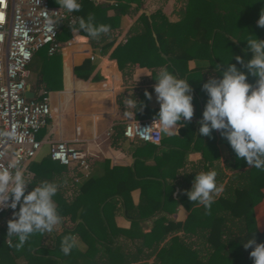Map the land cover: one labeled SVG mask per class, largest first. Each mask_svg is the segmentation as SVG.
I'll return each instance as SVG.
<instances>
[{"label":"trees","instance_id":"obj_1","mask_svg":"<svg viewBox=\"0 0 264 264\" xmlns=\"http://www.w3.org/2000/svg\"><path fill=\"white\" fill-rule=\"evenodd\" d=\"M50 1V0H49ZM113 3L93 4L91 0H80L82 7L79 12L71 13L77 22L79 18L91 14L95 16L97 24L110 25L111 29L118 28L127 21V16L136 14L143 9L146 0H108ZM183 2V8L178 21H171L161 8L150 14L141 12L129 30L128 44L134 46L131 54L113 52L111 59L117 61L118 67L126 75V68L133 65L152 69V76L157 77L160 71L167 69L179 78L188 79L193 90V104L197 111L195 115L202 118L207 102V95L202 85L207 82V76L213 72L214 77L221 78L224 64H236L243 72L247 70L235 60V56L247 59L251 54L248 51L249 37L255 36L264 40V28L257 25L260 14H264V0H176ZM113 9L112 16L107 10ZM71 24L62 22L58 26L57 40L70 37ZM86 36L85 33H81ZM101 37V35H100ZM99 37V38H100ZM239 39V40H233ZM91 42L95 39L90 38ZM112 43L102 44L99 52L106 54ZM96 47V46H95ZM47 49V48H46ZM36 53V52H35ZM34 53V54H35ZM195 60L196 67L188 68V61ZM94 65L85 61L75 69L77 75L88 78ZM80 71H85L84 76ZM248 82L255 86L256 78L248 76ZM149 91V90H146ZM145 91V92H146ZM144 99V98H143ZM135 115L137 119L156 116L153 109L145 106ZM120 104V97L117 98ZM136 109H134L135 113ZM159 111V110H157ZM200 127V124L197 123ZM192 138L202 143V159L205 170L208 164L214 163L211 152H217V135L219 140L226 141L220 132L215 130L210 136H199L198 130L191 122ZM123 124L113 126L111 143L123 136ZM138 140V139H134ZM141 141V140H139ZM163 139L159 142L162 145ZM227 142V141H226ZM228 143V142H227ZM153 153L159 145L146 142ZM166 145V144H165ZM231 170L234 172L226 183L222 196L214 199L211 214L206 215L203 205L189 201L186 191L191 189L196 174L183 175L176 198L173 197L174 184L167 181L168 174H140L136 160L133 167H106L101 175L89 176L79 186L76 193L67 198L58 187L53 198L61 223L51 232V244H45L46 237L41 234L33 235L19 251L9 247L7 235V222L12 219L13 210L0 213V264H19L21 258L25 264H145L139 263L156 252L154 264H253L250 257L252 248L245 249L243 243L255 238L257 243H264V231H259L255 218V207L263 198L264 171L246 164L242 169L236 154L230 147ZM168 153L172 154L171 169L175 172L184 165V155L190 149L170 146ZM193 150V148L191 149ZM159 157V156H158ZM181 157L178 163L175 159ZM157 158V157H156ZM173 165V166H172ZM34 177L27 187L29 189L41 182H53L52 172L65 168L50 156L39 162H32L29 166ZM172 179L175 174H171ZM218 183L223 180L216 178ZM151 186V191L147 187ZM140 187L141 200L138 208L128 203L129 194L133 188ZM121 200L124 215L131 221L132 231L137 222L153 218L148 232H142L137 237L129 231L117 228L113 222L117 203ZM147 203V208L144 206ZM179 202L187 208L189 215L184 222L169 221L164 224L165 216L162 213L172 214ZM155 203V204H154ZM18 211V208L16 209ZM112 219H111V218ZM70 220L71 225L66 221ZM183 231L184 237L171 239L167 247L158 249L159 242L171 231ZM129 232V233H128ZM130 235L137 238L136 250L125 253L118 237ZM70 235L75 239L79 237L86 243L81 250L78 244L68 256L60 250V243L64 236ZM132 235V236H131ZM198 237L197 240L188 241L186 237ZM18 241L13 238L15 245ZM146 248L148 253H143Z\"/></svg>","mask_w":264,"mask_h":264},{"label":"crops","instance_id":"obj_2","mask_svg":"<svg viewBox=\"0 0 264 264\" xmlns=\"http://www.w3.org/2000/svg\"><path fill=\"white\" fill-rule=\"evenodd\" d=\"M149 1H145L143 9L139 12L136 14L131 13L130 16H127V21L123 22L121 26L111 29L106 34H101L100 38L97 37L94 45L90 38L81 33L79 34L80 37L85 38H73L74 34L71 31L70 37L58 40L59 48L53 54H49L48 48L43 47L33 55L28 65V89L33 93V97L37 95L40 89L48 91L51 116L47 119V125L37 133V139L41 141V148L36 157L26 166L25 176L29 182L34 177V173L29 168L30 164L34 161L39 162L47 158L49 156L50 142L56 140L73 141L77 147L89 153V176L101 175L106 167H133L136 160L141 161L138 165V172L141 175L151 174V172L152 174L166 173L168 174V183L174 184V198H176L179 191L180 184L178 182L181 183V176L183 175L196 174L201 171H216V178L220 177L223 179L221 183H218L216 180L217 187L222 188V191L214 197V199H217L223 195L229 177L234 172L239 171L236 168L234 171L231 170L232 156L229 152L227 140L221 142L218 135L216 141L217 152L212 151L210 154L214 158V163L212 165L208 164V169L205 170L201 154L202 143L194 141L192 129L188 125L191 122L195 125V131L199 130L197 123L201 118L195 115L197 111L195 104H193L194 115L191 121H182L184 126L180 127L178 132L176 129H171L172 135H164L161 132V139L165 142H162V145L152 143L157 146L159 145L156 153L151 151V148L146 145L145 141L120 137L116 140V144L113 145L111 143L114 125L124 124V122L130 119L154 121L156 119V116L143 119L135 118L134 109L125 107L126 98L135 97L138 103L144 98L145 106L152 108L155 114L158 113L157 110L160 108L155 97L154 84L156 81L155 77L152 76V69L133 65L126 68L127 74L123 75L117 61L110 58V54L113 52L131 54V51L134 50V46L131 43L128 44L129 42L127 41L130 35L129 30L141 12L150 14L157 9V7L152 10L148 9ZM91 2L93 4L113 3V1L108 0H91ZM49 4L52 8L59 10L56 0H50ZM162 11L169 20H179L181 11L178 9L174 10L171 8L169 13H166L164 9ZM113 14V9L107 10L108 16H112ZM171 15L176 17L171 18ZM106 43L112 44L108 52L103 55L99 52V49L102 44ZM87 60L94 65V69L88 78L85 79L77 75L75 69L83 65ZM196 64L195 60H189L188 68L190 70L194 69ZM80 72L83 76L86 73L85 71ZM141 72H146L150 76L142 73L137 79ZM213 77L214 73L211 72L207 76V79ZM146 90H149L147 92L152 94L151 100L145 96ZM118 97H120V104L117 102ZM129 113L133 115L130 116ZM215 132L218 134L219 131ZM44 145L48 147L46 152H42ZM170 146L175 148L180 147V149H190L184 155V165L179 167L175 172L171 169L173 157L171 153H168ZM192 148L193 150H191ZM180 159L182 158H176L174 163H178ZM239 164L242 169L246 168L243 159L239 161ZM171 174H175L173 179ZM77 178L79 179L78 181H76ZM87 178L83 177L78 170L66 166L61 171L54 170L52 172V181L58 185L67 198H71L76 193L78 186ZM33 188L28 191H31ZM147 188L151 191V186ZM262 191L263 198L255 207V218L259 231H264V188ZM141 198L140 187L133 188L129 194L128 203L133 208H138L143 202ZM146 205L147 203L144 202V206ZM109 212L114 214L113 222L117 228L124 229L125 231H129L132 228L131 221L124 215V207L121 200L117 203L116 210ZM162 215L165 216L164 224H167L169 221H173L174 223L184 222L189 215V211L182 202H179L172 214L164 212ZM153 220L154 217L139 221L137 222V226L129 232H132L131 234L136 237L142 232H148ZM66 224L71 225L72 222L67 220ZM129 236L121 234L118 237L126 254L134 252L138 244L137 238L132 239ZM177 236L184 237L183 231H171L160 240L158 249L167 247L171 239L177 240ZM52 239V233H47L44 243L51 244ZM197 239L198 237L194 235L186 237L188 241ZM75 240L81 250L86 248V243L79 237ZM143 251L145 254L149 250L144 248ZM155 256L156 252L139 263L154 264ZM17 261L19 264H25L21 258ZM157 264L160 263L158 262ZM173 264H177V262H173Z\"/></svg>","mask_w":264,"mask_h":264},{"label":"clouds","instance_id":"obj_3","mask_svg":"<svg viewBox=\"0 0 264 264\" xmlns=\"http://www.w3.org/2000/svg\"><path fill=\"white\" fill-rule=\"evenodd\" d=\"M59 10L47 13V25L50 32H55L63 16L55 15L61 9L71 14L81 10L79 0H56ZM73 38L81 39L80 33H85L87 38L96 39L101 34L110 31L111 26L97 24L94 15H89L87 20L78 19L71 22ZM260 28H264V14H260L257 21ZM239 40V39H233ZM250 56L242 59L235 56L237 63L245 68L243 72L236 64H224L221 78H210L202 85V90L208 99L205 104L198 135L210 136L212 131H219L227 140L239 160L243 158L247 165L264 171V40L249 37L246 40ZM146 72H141L139 76ZM256 78L253 86L248 82V76ZM150 76V75H149ZM154 92L157 103L160 105L154 124L160 126L164 135H172L171 129H178L182 121H191L194 115L193 90L188 79L179 78L177 75L164 69L155 78ZM151 100L152 94L145 92ZM125 107L136 109V113L144 107L135 97L125 100ZM129 115H133L129 113ZM179 126V127H177ZM216 171H201L196 173L191 189L186 195L192 203L203 205L205 214H211L215 195L221 191L216 184ZM30 182L26 179L24 169L18 159L11 160L6 167L0 168V209L8 207L13 210V218L7 222V235L9 247L17 251L22 249L29 239L35 234L44 235L51 233L55 226L61 223L54 202L58 192V185L54 182H41L26 193ZM18 208V211L16 210ZM15 238L18 242L13 245ZM77 246L74 237L66 235L60 243V250L64 256L71 254ZM245 249L252 248L250 257L253 264H264V243H257L255 238L243 243Z\"/></svg>","mask_w":264,"mask_h":264},{"label":"built area","instance_id":"obj_4","mask_svg":"<svg viewBox=\"0 0 264 264\" xmlns=\"http://www.w3.org/2000/svg\"><path fill=\"white\" fill-rule=\"evenodd\" d=\"M58 11L49 0H0V168L18 159L26 166L38 154L41 141L37 133L51 116L48 91L40 89L35 97L27 98L28 65L36 51L43 47L53 54L59 48L58 28L50 32L48 13ZM62 22L75 18L61 10ZM154 120L130 119L124 122L123 136L158 144L161 131ZM49 156L61 165L78 170L87 178L90 173L89 153L73 141L50 142ZM79 179L77 178L76 181ZM10 210L5 207L0 213Z\"/></svg>","mask_w":264,"mask_h":264},{"label":"rangeland","instance_id":"obj_5","mask_svg":"<svg viewBox=\"0 0 264 264\" xmlns=\"http://www.w3.org/2000/svg\"><path fill=\"white\" fill-rule=\"evenodd\" d=\"M183 4V2H176V0H150L147 8L152 10L157 7L164 9L166 13H169L171 8H173L174 10L178 9L179 11H181L183 8ZM170 17L175 18L176 16L171 15ZM47 149L48 147L44 145L42 147V152H46Z\"/></svg>","mask_w":264,"mask_h":264},{"label":"water","instance_id":"obj_6","mask_svg":"<svg viewBox=\"0 0 264 264\" xmlns=\"http://www.w3.org/2000/svg\"><path fill=\"white\" fill-rule=\"evenodd\" d=\"M25 96L27 98H32L33 97V93L28 89V90L25 91Z\"/></svg>","mask_w":264,"mask_h":264}]
</instances>
